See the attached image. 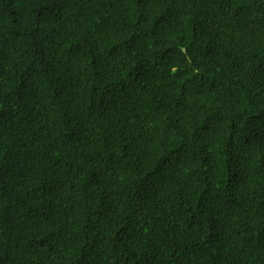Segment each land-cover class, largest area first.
<instances>
[{
  "label": "trees",
  "instance_id": "16d2710c",
  "mask_svg": "<svg viewBox=\"0 0 264 264\" xmlns=\"http://www.w3.org/2000/svg\"><path fill=\"white\" fill-rule=\"evenodd\" d=\"M0 264H264V0H0Z\"/></svg>",
  "mask_w": 264,
  "mask_h": 264
}]
</instances>
